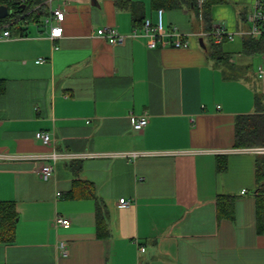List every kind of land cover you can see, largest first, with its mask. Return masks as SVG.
<instances>
[{"label":"crops","instance_id":"obj_1","mask_svg":"<svg viewBox=\"0 0 264 264\" xmlns=\"http://www.w3.org/2000/svg\"><path fill=\"white\" fill-rule=\"evenodd\" d=\"M250 1L212 6V27L247 31ZM131 2L141 6V24L157 22L151 0ZM47 8L65 14L60 39L29 24L26 35L0 42V201L13 202L18 215L0 264H264L257 155L234 147L236 117L255 113V94L264 106V84L245 72L253 57L242 53L245 37L223 44L243 69L226 79L200 46L202 24L189 7L161 9L164 28L190 38L188 49L162 50L143 38L111 46L95 37L104 26L124 35L137 28L113 0H49ZM144 114L147 126L134 131L130 117ZM52 150L92 157L60 159L42 181L28 157ZM130 153L143 155L123 156ZM218 157L226 161L221 173ZM218 196L236 197L231 219L218 218ZM96 199L106 213L103 238ZM57 217L69 227L56 226Z\"/></svg>","mask_w":264,"mask_h":264},{"label":"trees","instance_id":"obj_2","mask_svg":"<svg viewBox=\"0 0 264 264\" xmlns=\"http://www.w3.org/2000/svg\"><path fill=\"white\" fill-rule=\"evenodd\" d=\"M49 0H0V5L6 6L10 14L0 20V29H9L11 35H26L29 24L42 25L43 18L48 15L47 3ZM118 9L128 10L131 13L134 27L139 28L143 20L140 11L141 6L131 0H113ZM226 0H204L199 9L196 0H151L155 9H178L183 6L194 11L195 17L199 19L203 31L212 30L211 8L214 5L224 4ZM245 19V16H244ZM223 43L215 44L213 39L207 38L204 48L207 57L219 66L226 79H238L243 74L236 65L230 61V54L223 50ZM242 53L248 56H260L264 53V41H255L245 38L242 41ZM5 92V81L0 80V95ZM264 146V106L260 95L255 94V113L240 115L235 119L234 147L236 149H247ZM217 172L221 173L226 169V161L222 157L217 158ZM255 197V218L256 232L264 236V156L256 158V188ZM234 196H218L216 209L218 218L231 219L234 212ZM103 205L96 199V226L98 236L103 238L107 235L108 229L106 213L103 212ZM18 215L13 202L0 201V245H10L15 241V231Z\"/></svg>","mask_w":264,"mask_h":264},{"label":"built area","instance_id":"obj_3","mask_svg":"<svg viewBox=\"0 0 264 264\" xmlns=\"http://www.w3.org/2000/svg\"><path fill=\"white\" fill-rule=\"evenodd\" d=\"M197 7L201 9L204 0H196ZM163 10H157L158 20L156 23H151L150 20L145 19L139 28H134L128 35L121 34L114 27L104 26L96 31L94 35L107 42L111 46H119L126 43L128 39L143 38L145 40L148 49H188L190 47L189 36L181 33L177 26L171 28H164L162 23ZM64 12L60 8L52 9L49 11L48 15L43 18L42 26L49 29V37L51 40L60 39L63 35L62 23L64 20ZM199 19L201 20V15L199 14ZM245 22L248 25L247 31H237L231 32L226 30L224 27L217 26L212 27L209 32L201 31L200 38L213 39L215 44H220L223 42H232L238 36L249 38L255 41H264V0H251L250 1V11L245 16ZM11 32L9 29H0V42L5 39L11 38ZM260 65L258 66V79L264 84V53L260 55ZM130 124L134 131L143 130L148 124V116H131ZM36 140H39L43 145H51L52 137L47 132L37 131L35 133ZM246 152L264 156V146L252 147L243 149ZM143 154L130 153L124 154L123 156L131 159H135ZM92 157L89 154L85 155H73V154H61L52 150V152L39 155V156H29V159L38 161L40 167L38 168L37 175L42 181L50 180L54 175L55 164L58 160L64 158L70 159H80ZM244 191L242 192V194ZM120 205L128 207L129 202L124 199L120 200ZM55 225L61 226L63 228H68L70 223L66 218L57 217L55 219ZM63 256L68 255V250L64 243L59 246ZM141 252L144 249L141 248Z\"/></svg>","mask_w":264,"mask_h":264},{"label":"rangeland","instance_id":"obj_4","mask_svg":"<svg viewBox=\"0 0 264 264\" xmlns=\"http://www.w3.org/2000/svg\"><path fill=\"white\" fill-rule=\"evenodd\" d=\"M249 10V5L248 6H246V9H245V11H248ZM237 43H239V39H236V41L234 42V44H233V46L234 45H236ZM238 54L234 51V52H231V56L233 57V58H237L236 56H237ZM260 58L259 57H257V56H253L251 59H250V65H251V68L249 69V71H247V70H245V72H246V74H248L249 75V78L250 79H254V80H256V78H257V76H256V74L258 75V73H257V69H258V65H259V62H260V60H259ZM240 77L242 76V75H239ZM254 76V77H253Z\"/></svg>","mask_w":264,"mask_h":264},{"label":"water","instance_id":"obj_5","mask_svg":"<svg viewBox=\"0 0 264 264\" xmlns=\"http://www.w3.org/2000/svg\"><path fill=\"white\" fill-rule=\"evenodd\" d=\"M9 14H10L9 9L4 5H0V20H3L4 18H6ZM199 43L202 48L205 47L203 39H200Z\"/></svg>","mask_w":264,"mask_h":264}]
</instances>
